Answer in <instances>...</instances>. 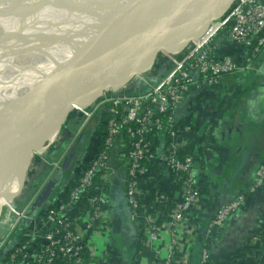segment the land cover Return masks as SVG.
<instances>
[{
    "label": "crops",
    "instance_id": "1",
    "mask_svg": "<svg viewBox=\"0 0 264 264\" xmlns=\"http://www.w3.org/2000/svg\"><path fill=\"white\" fill-rule=\"evenodd\" d=\"M212 46L218 56H230L241 65L246 63L248 47L230 42L226 31L214 37ZM101 115H95L86 130L89 126L94 129ZM176 118L185 152L194 159L202 202L186 214L187 224L176 235L164 230L156 243L149 242L145 235L147 225L170 222L172 211L182 198L180 185L176 175L159 159L165 146L163 138H155L158 156L140 171L141 211L133 220L125 194L127 152L125 143L118 142L111 157L115 174L107 186L109 225L91 242L94 264H164L174 250L175 264H200L204 250L209 255L208 264H264V185L248 194L257 169L264 163V49L250 68L223 77L214 87L192 89ZM67 121L65 129L72 135L83 116L72 112ZM62 143L61 138L53 148L57 150ZM72 185L69 180L59 187L66 192ZM57 193L51 195L44 208L48 209L52 201L58 202V196L63 194ZM240 194L247 195L241 209L223 227L211 228L215 213ZM43 213L36 215L38 221ZM7 216L4 214L0 223V240L12 229ZM24 224L29 227L31 221ZM27 228L20 230L19 238ZM37 247L31 249L30 263Z\"/></svg>",
    "mask_w": 264,
    "mask_h": 264
},
{
    "label": "built area",
    "instance_id": "2",
    "mask_svg": "<svg viewBox=\"0 0 264 264\" xmlns=\"http://www.w3.org/2000/svg\"><path fill=\"white\" fill-rule=\"evenodd\" d=\"M217 25L209 37L189 43L179 53L168 54L170 69L157 83H151L147 74L141 77L142 81L134 93L126 90L107 92L89 109L73 111L83 116L81 131L95 115L106 116L103 147L79 177H72L69 202L50 208L40 221L29 218L28 211L52 174L62 168L65 155L61 160L53 161L51 175L36 190L32 201H28L23 208L15 204L9 207L7 212L14 221L8 236L0 241V252L11 240L15 229L22 222L31 221L9 253V264H94L91 242L103 231L106 232L109 225L107 186L115 174L111 157L118 142L125 143L127 152L125 194L133 220L138 219L141 211L140 171L145 163L158 156L155 138H163L165 146L159 159L176 175L180 185L182 198L173 209L170 222L167 225L148 224L145 230L148 241L156 243L164 230L172 236L176 235L181 226L187 224L186 214L202 202V196L194 159L191 155H183L186 145L181 138L177 110L192 89L214 87L223 77L253 65L264 49V0L235 1ZM224 31L230 42L248 47L249 54L244 65L230 56L215 54L213 39ZM263 185L264 163L257 169L248 194L256 193ZM246 198L247 195L240 194L219 209L210 227H223L241 209ZM75 206L77 214L71 212ZM172 243L175 244V239ZM34 245H38L37 253L30 263ZM174 256L175 250L164 264H175ZM208 261V252L204 250L200 264H208Z\"/></svg>",
    "mask_w": 264,
    "mask_h": 264
},
{
    "label": "bare ground",
    "instance_id": "3",
    "mask_svg": "<svg viewBox=\"0 0 264 264\" xmlns=\"http://www.w3.org/2000/svg\"><path fill=\"white\" fill-rule=\"evenodd\" d=\"M135 1L0 0V7L9 6L0 16V119L25 115L45 107L54 102L66 87L72 89L80 84L84 88L82 59L56 51L49 53L48 49L64 48L62 42L68 34H73L76 28L85 24H91L92 30L114 24L119 14ZM235 1L208 8L197 19L176 24L169 39H189L192 43L209 37L218 27L217 21ZM39 2L49 5L50 9ZM20 3L32 5L37 12L31 13L32 8L24 10ZM199 3L200 0H196L182 7L197 6ZM163 14L164 7L153 10L135 28L121 33L114 43L102 47L93 60L96 71L99 74L116 73L137 64L143 46L163 33ZM137 31H142L145 36H137ZM181 50L182 47L176 49L174 54ZM68 64L73 70L71 77L67 73ZM59 123L51 125L43 135L48 137L49 144H54L59 137ZM45 149L43 146L39 152L44 154ZM23 161V153L18 151L9 159L8 165ZM27 174L23 166L0 185V213L3 214L4 207L12 206L13 201L23 193Z\"/></svg>",
    "mask_w": 264,
    "mask_h": 264
},
{
    "label": "water",
    "instance_id": "4",
    "mask_svg": "<svg viewBox=\"0 0 264 264\" xmlns=\"http://www.w3.org/2000/svg\"><path fill=\"white\" fill-rule=\"evenodd\" d=\"M193 1L196 0H136L119 14L114 24L97 30H92L91 24H85L76 28L73 34H68V38L62 42L65 44L64 48L48 49L49 53L56 51L66 55L71 54L72 58L79 56L82 59L84 88L80 84L72 89L66 87V90L61 95L59 94L54 102L45 107H39L25 115L7 116L0 119V185L14 172L21 170L23 166L29 173L34 156L43 154L39 152L40 148L44 146L47 149L49 145L48 137L43 135L51 125L60 122L61 132L75 109H89L107 92L124 91L136 79L149 74L160 55H171L176 49L183 48L190 43L189 39L187 41L169 39L176 24L192 18L197 19L204 10L230 0H200L197 6L182 7ZM159 7H164L163 33L143 46L139 62L116 73L99 74L93 63L97 52L102 47L114 43L121 33L135 28L141 20ZM8 9L9 6L0 7V16ZM136 35L145 36L142 31H137ZM72 52L79 54L74 55ZM67 73L70 77L73 74L72 66L69 64ZM77 145L78 143L72 147L62 168L52 174L32 203L28 211L29 218H36L38 212L49 202L53 191L60 186L64 173L72 170ZM18 151L23 153L24 161L8 165L9 159ZM3 215L4 213H0V223Z\"/></svg>",
    "mask_w": 264,
    "mask_h": 264
},
{
    "label": "trees",
    "instance_id": "5",
    "mask_svg": "<svg viewBox=\"0 0 264 264\" xmlns=\"http://www.w3.org/2000/svg\"><path fill=\"white\" fill-rule=\"evenodd\" d=\"M258 58V57H257ZM256 58V59H257ZM159 66L157 67L158 69H155L153 71L150 72V74L147 75V79L151 82V83H157L158 81H160L166 74L167 72L169 71L170 69V64L166 61H159ZM126 91H129L131 93H134V90L132 88H129L127 89ZM75 113H79V112H75ZM106 116L104 114L101 115V121H99L97 123V125H95L94 129L92 130V132H88V136L87 138H84L83 137V134L84 132L86 131V128L85 127L83 129V131L80 133L79 137L76 139V141H74V143L70 145L69 149H68V153H70L72 147L75 146L76 143H78L77 145V151H76V155L73 159V162H72V170L71 171H67L64 173V178L61 182V184L63 186H65L67 184V182L69 180H72V177L74 176H77L79 177L83 172L84 170L93 162V160L98 156L100 150L102 149L103 147V142H104V139H105V136H106V131H107V127H106ZM68 122V121H67ZM82 122V121H81ZM68 126V125H66ZM68 132L66 131L64 136V140H63V143L62 145L57 149L55 150L53 148V150H51V155L49 156L48 159H51L52 157L56 156V157H60L62 152L65 151V148L67 147V145L71 142L72 139V136L69 134H67ZM68 135V136H67ZM82 136V137H81ZM81 137V138H80ZM94 138V139H93ZM96 138V139H95ZM95 151V152H94ZM94 152V153H93ZM68 153L65 154V158L67 157ZM87 153H89V157L87 155ZM85 154V155H84ZM183 155H189L188 152H183ZM51 157V158H50ZM64 158V160H65ZM85 162L82 163V164H79V161L80 160H83L85 159ZM78 162V163H77ZM74 168V169H73ZM41 168H39L40 170ZM75 170V171H74ZM44 174H47V173H44L43 171L39 172V176L36 180L35 183H33L31 185V187H33V191L31 192V194L29 195V197L27 198L28 199H31V197L34 195V193L36 192V189L39 187V180L40 178L44 175ZM73 182V180H72ZM60 184V185H61ZM62 186V188H63ZM73 186H70V188L64 192L63 189H61L59 186L58 188H56V190L53 191L52 194H54L56 191H58V195L59 193L62 192L63 195L61 196H58L60 198H58L57 196H55L56 198H58V202L57 203H53L54 201L50 202V204L52 203V205L50 207H48V209L46 208H42L38 213L40 212H44L42 215L45 216V214L49 211L50 208H53L55 206H57V204H60V203H68L69 202V199H70V192H71V189H72ZM60 188V190H59ZM28 202V201H27ZM26 202V203H27ZM25 203V204H26ZM77 206V205H76ZM75 207H73L71 210L72 213H75ZM78 207V206H77ZM42 216V217H43ZM9 219H6L7 221L9 222H13L14 221V218L12 217V215L9 214V216H7ZM7 221H5V223H7ZM5 226L2 225V234L4 233V228ZM28 226H26L24 224V222H22L18 227L17 229H15L13 235H12V238L11 240L7 243L5 249H3L1 252H0V261L3 263V264H9L8 260H9V253L14 249L15 245L18 243V241L20 240V230H23L25 228H27ZM17 264H22V263H17Z\"/></svg>",
    "mask_w": 264,
    "mask_h": 264
},
{
    "label": "rangeland",
    "instance_id": "6",
    "mask_svg": "<svg viewBox=\"0 0 264 264\" xmlns=\"http://www.w3.org/2000/svg\"><path fill=\"white\" fill-rule=\"evenodd\" d=\"M39 4H41L42 6H44V7H46V8H48V9H50V6L49 5H47V4H44V3H40L39 2ZM20 5L22 6V8L24 9V10H28V8H32L33 10H32V12L31 13H36L37 12V9L35 8V7H33L32 5H29V4H25V3H20ZM52 12H51V14H53V10H51ZM219 21V20H218ZM161 60H163V61H166V62H168V60H169V57H168V54H162V55H160L159 56V58H158V61L156 62V64H155V66H154V68H153V70H155V69H158L157 67L159 66V61H161ZM152 70V71H153ZM150 74V73H149ZM140 81H142L141 80V78H138V79H136L134 82H132L125 90H127V89H129V88H132L133 90H136V88H137V86H138V84H140ZM67 123L68 122H66V125H67ZM66 125L62 128V130H61V132H60V134H59V137H57L56 138V140L54 141V144H49L48 146H47V150L44 152L45 154H36L35 156H34V159H33V162H32V165H31V168H30V171H29V173L27 174V177H26V182H25V185H24V190H23V193L19 196V197H17L14 201H13V205L15 204L18 208H23V206H24V204L27 202V201H32L33 199H34V195H33V197H31V199H28L27 200V198L29 197V195L31 194V192L33 191V187H31V185L33 184V183H35L36 182V180H37V178H38V176H39V172L41 171H43L44 173H47V174H44L41 178H40V182H39V187H41V186H43V184L48 180V177L51 175V173H52V163H53V161H58V160H61L62 159V157L66 154V153H68V149H69V147H70V145H71V143L73 144L74 143V141H76V139H77V136L79 135V132L81 131V127H82V122H81V125L79 124V125H77L76 126V129L72 132L73 134L71 135L72 136V139L73 140H71V142L67 145V147L65 148V151L64 152H62V154H61V156L60 157H56V156H54V157H52V159H48L49 158V156L51 155V152H50V155L48 156V158H47V153H49V151L50 150H53V147H56L55 145L61 140V138H62V141H63V139H64V134H65V132L67 131V129H65V127H66ZM92 126H89L88 127V129L84 132V134H83V137L84 138H87V136L89 135L88 134V132L90 131H92ZM68 148V149H67ZM47 152V153H46ZM69 154V153H68ZM46 157V158H45ZM45 158V159H44ZM44 159V160H43ZM66 159V158H65ZM38 168H41L40 170L38 169ZM35 171H37L38 172V176H37V174L35 173ZM38 187V188H39ZM37 188V189H38ZM36 189V190H37ZM6 204H8V203H6ZM12 205V206H13ZM9 207H11V206H9ZM9 207H4V210H3V212L6 214V215H9V212H7L6 210H9ZM0 241H2V239L0 240Z\"/></svg>",
    "mask_w": 264,
    "mask_h": 264
},
{
    "label": "flooded vegetation",
    "instance_id": "7",
    "mask_svg": "<svg viewBox=\"0 0 264 264\" xmlns=\"http://www.w3.org/2000/svg\"><path fill=\"white\" fill-rule=\"evenodd\" d=\"M74 169V168H73ZM75 171V170H74Z\"/></svg>",
    "mask_w": 264,
    "mask_h": 264
}]
</instances>
